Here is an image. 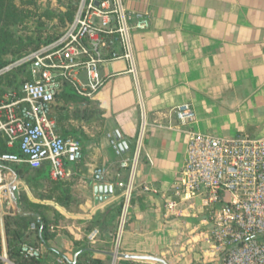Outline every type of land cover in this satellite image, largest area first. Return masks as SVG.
<instances>
[{
    "label": "crops",
    "instance_id": "crops-1",
    "mask_svg": "<svg viewBox=\"0 0 264 264\" xmlns=\"http://www.w3.org/2000/svg\"><path fill=\"white\" fill-rule=\"evenodd\" d=\"M123 2L130 10L147 12L150 26L132 34L147 130L116 262L220 264L219 253L208 240L206 209L199 198L178 196L174 191L186 160L187 136L172 108L189 103L196 119L191 127L200 132L264 138V0ZM127 69L122 59L107 63L102 70L105 83L92 101L65 102L69 114L65 126L83 151L81 161L67 165L69 191L61 199L65 204L48 198L59 191H41L42 181L38 191H33L25 180L17 178L14 191L9 187L10 203L1 196L2 236V216L23 213L17 205L19 187L31 202L47 205V213L56 212L69 221L67 225L54 224L53 237L36 245L42 249L40 264L56 257L63 258L64 264H76L80 255L104 264L112 260L122 202L119 184L128 177L108 134L118 144L124 143L123 154L130 156L141 122L138 94ZM96 167L104 170V182L91 178ZM4 172L8 179L9 173ZM97 185L109 186L112 191L96 195ZM145 185L150 190H144ZM165 198L178 202L177 215L166 214ZM92 222L101 226L113 223V232L102 234L100 226L94 225L92 229L98 228L99 235L91 242L87 234L92 229L84 226ZM34 235L28 236L34 239ZM5 251L3 243L2 256H7Z\"/></svg>",
    "mask_w": 264,
    "mask_h": 264
},
{
    "label": "built area",
    "instance_id": "built-area-1",
    "mask_svg": "<svg viewBox=\"0 0 264 264\" xmlns=\"http://www.w3.org/2000/svg\"><path fill=\"white\" fill-rule=\"evenodd\" d=\"M149 26V14L130 10L123 0H78L71 21L55 39L0 68L1 75L27 64L30 73L29 80L0 93V134L6 138L7 148L17 149L1 153L0 164H24L33 169L47 166L50 179L61 180L69 176L68 164L81 161L83 151L76 138L58 132L56 119L51 116L55 96L68 87L80 100L92 101L105 83L103 67L116 59L128 64L141 122L130 156H125L113 135L108 134L114 153L122 157L120 168L127 170L128 177L119 184L122 202L110 264H119V241L128 221L147 130L132 34ZM172 111L187 136L186 160L175 193L199 198L206 209L208 240L218 251L220 264H264V138H227L197 131L191 127L196 120L193 107L186 102L175 105ZM104 177L102 168L92 171L95 182H104ZM6 179L0 168V199L4 196L10 203ZM143 188L150 190L147 185ZM177 203L165 198L167 215L179 213ZM30 228L35 229V224ZM98 235L99 229L93 228L87 238L93 242ZM19 255L28 261H41L42 249L24 242ZM0 259L3 264H19L7 256L0 255ZM64 263L63 258L56 257L46 264Z\"/></svg>",
    "mask_w": 264,
    "mask_h": 264
},
{
    "label": "trees",
    "instance_id": "trees-1",
    "mask_svg": "<svg viewBox=\"0 0 264 264\" xmlns=\"http://www.w3.org/2000/svg\"><path fill=\"white\" fill-rule=\"evenodd\" d=\"M4 0H0V23L5 18H10V25L16 26L22 21V16L15 9H5ZM10 14V15H8ZM72 15H68L67 19L63 21V25L71 21ZM3 32L0 30V68L7 65L8 63L21 58V56L29 51L35 50L55 39L59 34L55 33L50 35L38 34L36 37H27V40L16 35L14 31L5 25L1 27ZM0 28V29H1ZM3 34V35H1ZM32 47V48H30ZM10 54L9 59H5L4 55ZM28 70V65L23 64L18 67L12 68L10 71L0 75V93L9 88H17L21 83L30 79ZM68 87H64L63 90L55 96L54 102L51 107V116H53L57 122V130L62 136H72L74 135L65 126V121L69 118L67 109L65 108L66 100H73L76 96L69 90ZM94 111L90 112L92 115ZM75 138V137H74ZM78 140V139H77ZM4 152H17L16 148H7L6 138L0 134V154ZM1 164L8 166L15 171L17 178L25 180L29 188H33V191H38L39 181L41 183V191H59L57 196H49L48 198H54L57 202L65 204L61 199L66 198L65 191H69L68 184L65 179L61 180H51L49 177V171L47 166H43L37 169L30 168L27 165L15 164L10 162H1ZM17 196V205L22 209V214L17 212L7 213L2 216L3 223V236L0 230V255L3 250V243H5L6 255L9 259H12L20 264H40L41 261H28L20 257L19 248L24 242L31 243L34 245H41V243H46L47 240L53 237V232L51 230L53 223L50 215L47 213L49 207L47 205H42L39 203L31 202L26 196L23 188L19 187ZM121 204L118 207V214L120 213ZM56 213V212H54ZM38 215V218L36 216ZM31 223L35 224V229L31 230ZM96 224L92 222V225ZM90 230L92 227L89 228ZM40 231V234H39ZM35 233L34 239L29 238L28 235ZM1 263V259H0ZM76 264H104L103 261L99 259H89L81 258V255L77 258Z\"/></svg>",
    "mask_w": 264,
    "mask_h": 264
},
{
    "label": "rangeland",
    "instance_id": "rangeland-1",
    "mask_svg": "<svg viewBox=\"0 0 264 264\" xmlns=\"http://www.w3.org/2000/svg\"><path fill=\"white\" fill-rule=\"evenodd\" d=\"M5 9L13 8L19 13V16L23 17L22 21L16 26L10 25V18H5L0 23V28L9 25V27L14 31L16 35L27 40V37H36L38 34H60L61 30L65 27L63 25L62 19L66 20L68 15H74L76 9V3L78 0H4ZM10 15V14H8ZM66 25V24H65ZM3 32V29H0ZM3 35V34H1ZM32 48V47H30ZM10 54H5L4 58L9 59ZM69 88H67L68 90ZM70 90V89H69ZM68 90V91H69ZM72 92V90H70ZM73 93V92H72ZM74 94V93H73ZM75 95V94H74ZM78 99H73V105L82 102ZM85 102V101H83ZM86 103V102H85ZM91 108L94 105H89ZM53 221V223L58 225H67L68 220L64 219L57 213H48ZM94 225H99L101 233L108 234L113 232V223L101 226L100 224L87 223L84 228L89 229ZM101 234V235H102ZM0 264H3L1 261Z\"/></svg>",
    "mask_w": 264,
    "mask_h": 264
},
{
    "label": "water",
    "instance_id": "water-1",
    "mask_svg": "<svg viewBox=\"0 0 264 264\" xmlns=\"http://www.w3.org/2000/svg\"><path fill=\"white\" fill-rule=\"evenodd\" d=\"M63 31H64V28L61 30V32H63ZM119 147H120L119 149L123 150V147H125V144L124 143L119 144ZM0 168L2 170L7 171L9 173V176H8V179H7L8 180V185L10 187V190L14 191L15 184H16V180L15 179H17V175H16L15 171L12 170L11 168H9L8 166L3 165V164H0ZM94 191H95L96 195H98V194L101 195L103 193L107 195V193H111L112 189L109 186L107 187V186H103V185H97L96 187H94ZM12 196H13V199H15V196H14L13 192H12ZM138 257H136V258H138Z\"/></svg>",
    "mask_w": 264,
    "mask_h": 264
}]
</instances>
